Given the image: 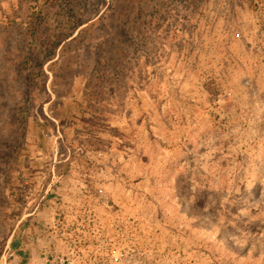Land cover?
I'll use <instances>...</instances> for the list:
<instances>
[{
	"label": "rangeland",
	"instance_id": "1",
	"mask_svg": "<svg viewBox=\"0 0 264 264\" xmlns=\"http://www.w3.org/2000/svg\"><path fill=\"white\" fill-rule=\"evenodd\" d=\"M0 264H264V0H0Z\"/></svg>",
	"mask_w": 264,
	"mask_h": 264
}]
</instances>
